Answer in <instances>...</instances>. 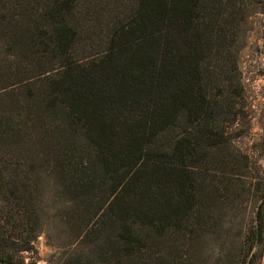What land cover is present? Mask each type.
Here are the masks:
<instances>
[{"label":"trees","instance_id":"obj_1","mask_svg":"<svg viewBox=\"0 0 264 264\" xmlns=\"http://www.w3.org/2000/svg\"><path fill=\"white\" fill-rule=\"evenodd\" d=\"M261 0H0V264H260L264 176L237 144Z\"/></svg>","mask_w":264,"mask_h":264},{"label":"rangeland","instance_id":"obj_2","mask_svg":"<svg viewBox=\"0 0 264 264\" xmlns=\"http://www.w3.org/2000/svg\"><path fill=\"white\" fill-rule=\"evenodd\" d=\"M257 8L249 19L244 44L237 56L238 77L244 90L246 108L235 129L241 134L238 146L250 156L264 176V0ZM42 206L46 225L35 242V251L26 254V258L36 264H55L57 248L66 243L68 237L65 225L54 219L62 205L48 193ZM260 264H264V256Z\"/></svg>","mask_w":264,"mask_h":264}]
</instances>
